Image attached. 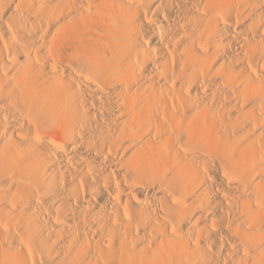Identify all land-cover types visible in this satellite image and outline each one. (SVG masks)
<instances>
[{
	"label": "bare ground",
	"instance_id": "obj_1",
	"mask_svg": "<svg viewBox=\"0 0 264 264\" xmlns=\"http://www.w3.org/2000/svg\"><path fill=\"white\" fill-rule=\"evenodd\" d=\"M0 264H264V0H0Z\"/></svg>",
	"mask_w": 264,
	"mask_h": 264
}]
</instances>
